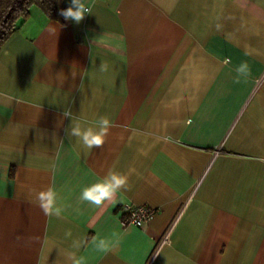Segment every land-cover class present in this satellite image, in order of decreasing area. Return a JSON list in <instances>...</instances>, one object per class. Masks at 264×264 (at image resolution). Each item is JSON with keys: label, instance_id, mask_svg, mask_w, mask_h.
<instances>
[{"label": "crops", "instance_id": "obj_1", "mask_svg": "<svg viewBox=\"0 0 264 264\" xmlns=\"http://www.w3.org/2000/svg\"><path fill=\"white\" fill-rule=\"evenodd\" d=\"M90 6L79 24L33 7L0 47V264H264V0ZM65 109L110 118L102 148ZM110 169L131 190L82 201ZM125 206L155 215L124 227Z\"/></svg>", "mask_w": 264, "mask_h": 264}, {"label": "clouds", "instance_id": "obj_2", "mask_svg": "<svg viewBox=\"0 0 264 264\" xmlns=\"http://www.w3.org/2000/svg\"><path fill=\"white\" fill-rule=\"evenodd\" d=\"M90 13H92L90 0H70L69 6L61 9L59 14L65 20L79 24ZM223 62L225 65H229L231 64V59L226 58ZM235 73L236 83L246 82L252 75V69L245 61L235 68ZM63 116L71 120V124L66 130L67 135L75 137L77 143L89 151L95 148H102L110 129L114 127L113 122L107 116H99L93 121L81 120L70 109H65ZM130 190L129 175L110 169L104 177L84 187L80 193V199L96 207H101L105 202L113 200L118 193ZM57 195L55 187H49L36 193L35 199L38 206L46 216L58 217L61 215L62 209L58 206ZM66 236H71V232L66 233ZM104 243V241H100V246L103 247ZM79 246L80 242L74 240L72 247L78 248ZM71 258L70 254L69 259Z\"/></svg>", "mask_w": 264, "mask_h": 264}, {"label": "trees", "instance_id": "obj_3", "mask_svg": "<svg viewBox=\"0 0 264 264\" xmlns=\"http://www.w3.org/2000/svg\"><path fill=\"white\" fill-rule=\"evenodd\" d=\"M39 8L48 19L64 22L60 10L65 9L64 0H0V47L16 30L18 22L28 18L31 8Z\"/></svg>", "mask_w": 264, "mask_h": 264}, {"label": "built area", "instance_id": "obj_4", "mask_svg": "<svg viewBox=\"0 0 264 264\" xmlns=\"http://www.w3.org/2000/svg\"><path fill=\"white\" fill-rule=\"evenodd\" d=\"M124 217L122 218V226H136L143 227L146 225L155 215V210L150 207L145 206H125L123 208ZM169 232L165 237V241H167Z\"/></svg>", "mask_w": 264, "mask_h": 264}]
</instances>
